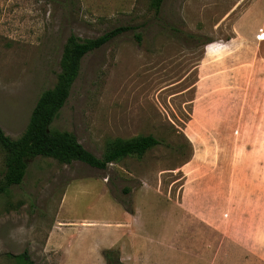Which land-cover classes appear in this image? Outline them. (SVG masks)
<instances>
[{
	"label": "rangeland",
	"instance_id": "rangeland-1",
	"mask_svg": "<svg viewBox=\"0 0 264 264\" xmlns=\"http://www.w3.org/2000/svg\"><path fill=\"white\" fill-rule=\"evenodd\" d=\"M252 1L162 0L154 15L149 0H0L3 135L19 137L39 92L55 85L68 34L85 40L128 25L133 29L79 59L50 127L72 133L96 157L114 137L161 139L103 169L29 158L21 182L0 192V264L60 263V250L46 245L58 230L55 210L63 219L106 218L100 179L128 211L140 186L188 205L204 225L189 232L204 236L205 264H264V51L240 37L216 54L203 50L227 41ZM3 160L0 147V178ZM85 176L100 179L77 178ZM177 212L174 235L182 226ZM70 230L89 240L98 233ZM89 257L70 259L96 264Z\"/></svg>",
	"mask_w": 264,
	"mask_h": 264
},
{
	"label": "crops",
	"instance_id": "crops-1",
	"mask_svg": "<svg viewBox=\"0 0 264 264\" xmlns=\"http://www.w3.org/2000/svg\"><path fill=\"white\" fill-rule=\"evenodd\" d=\"M252 3L256 6L251 8V11L245 10L244 15L238 17L228 32V40L226 39L223 44L206 43L203 48L205 54L213 55L225 45L231 47L232 44H237L238 37L255 46L256 50L260 48V52L264 51V0L260 6L257 5V0H253L250 5ZM258 34H263V38L259 39ZM207 47L212 50L207 52ZM261 114L264 117V113ZM231 115L237 116V112ZM77 178L87 180L98 177ZM74 179L76 178L66 184L63 192ZM100 181L109 197V201L106 202V218L63 219L55 210L54 221L58 230H52L46 245L52 242L55 248L60 250L62 261L58 264H76L74 259H70L76 254L82 257L90 256L89 258H94L96 264H104L102 256L104 249H116L121 264H205L204 236L189 232L190 226L198 228L199 225L201 227L204 225L189 214L191 210L188 205L179 203L178 206L173 205L168 203L166 198L160 199L156 190L140 186L132 193L133 195L136 193L137 197L132 198L131 209L128 211L112 199L101 179ZM174 211H178V219L182 225L175 235L172 234L171 224ZM67 228L68 231L64 232ZM70 228H78L84 234L98 233L89 240L82 234L75 236L72 234L75 230ZM79 231H76V234H79ZM219 248L218 246V250ZM218 252L220 253V250ZM213 264H216V261Z\"/></svg>",
	"mask_w": 264,
	"mask_h": 264
},
{
	"label": "trees",
	"instance_id": "trees-1",
	"mask_svg": "<svg viewBox=\"0 0 264 264\" xmlns=\"http://www.w3.org/2000/svg\"><path fill=\"white\" fill-rule=\"evenodd\" d=\"M162 0H149L154 15H157ZM133 29L132 26H115L90 39L79 40L72 33L66 37L60 58V72L51 88L39 92L30 110L23 132L16 139H10L0 130V147L4 151V168L0 178V192L4 187L19 184L25 173L26 163L34 156L52 157L60 163L77 160L90 167L103 169L106 164L117 162L126 156L140 157L150 148L159 144V138L152 134H138L130 138L114 137L105 140L99 157L94 156L78 143L68 131L50 127L58 110L63 105L69 87L75 78L79 59L120 33ZM187 39H198L199 35L184 33ZM139 40V35H135ZM104 264H121L114 249L102 251Z\"/></svg>",
	"mask_w": 264,
	"mask_h": 264
},
{
	"label": "built area",
	"instance_id": "built-area-1",
	"mask_svg": "<svg viewBox=\"0 0 264 264\" xmlns=\"http://www.w3.org/2000/svg\"><path fill=\"white\" fill-rule=\"evenodd\" d=\"M257 37H258L259 39H261V38H263V34H258Z\"/></svg>",
	"mask_w": 264,
	"mask_h": 264
}]
</instances>
